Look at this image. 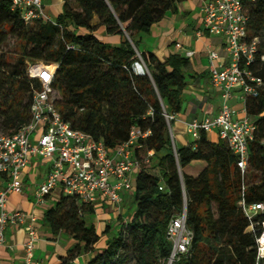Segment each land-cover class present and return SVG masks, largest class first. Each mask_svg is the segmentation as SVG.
<instances>
[{
    "label": "trees",
    "instance_id": "16d2710c",
    "mask_svg": "<svg viewBox=\"0 0 264 264\" xmlns=\"http://www.w3.org/2000/svg\"><path fill=\"white\" fill-rule=\"evenodd\" d=\"M184 1L62 0L51 22H23L11 10V0H0V46L10 35L23 48L15 63L0 56V131L5 136L29 122L32 97L40 89L39 82L27 76V63L34 61L55 66L53 103L72 129L108 149L128 141L133 129L148 132L136 139L133 152L140 164L131 195L135 210L127 223L117 219L115 235H110L108 226L98 233L92 224L87 225L85 217L94 214V205L76 196L60 192L45 210L43 222L51 233L76 241L61 264L81 252L91 254L84 264H166L171 252L166 227L183 210L192 241L188 253L171 264H255V239L264 211L252 219L257 224L252 233L238 203L243 199L246 205L264 204V87L256 98L245 99L246 116L255 130L241 176L228 147L218 139L212 142L204 132L197 141L173 148L163 115L180 113L181 93L197 78L188 59L169 54L159 60L150 51H139L133 38L148 34L152 25ZM243 12L248 39H258L251 68L264 82V61H260L264 0L244 2ZM100 29L118 37L119 44L103 42L98 37ZM139 61L145 67L143 74L133 70ZM196 161L205 164L196 176L179 173ZM152 167L158 175L150 172Z\"/></svg>",
    "mask_w": 264,
    "mask_h": 264
},
{
    "label": "built area",
    "instance_id": "2783aa9c",
    "mask_svg": "<svg viewBox=\"0 0 264 264\" xmlns=\"http://www.w3.org/2000/svg\"><path fill=\"white\" fill-rule=\"evenodd\" d=\"M250 1L254 0H209L204 4L202 32L225 38L224 50L229 63L225 67H217L214 64L218 58L217 53L208 52L209 80L212 87L218 90L221 103L214 116L193 120L186 125L187 135L192 142L199 139L201 132L214 133L235 156V167L241 176L247 166L248 145L253 140L255 130L246 116L245 99L256 98L264 87V82L251 68L257 55L258 39L249 40L247 36V17L243 12V3ZM11 10L17 12L23 22L53 20L43 12L42 0H11ZM176 48L180 46L177 45ZM191 55V52H185L186 57ZM260 61H264V56H260ZM134 67H139V74H143L139 63H135ZM54 70L55 66L51 69L42 62L27 63V76L40 84V89L32 97L29 122L15 134L0 135V180L4 178L6 181L5 186L0 187V249L4 247V231L8 225L27 224L22 264H38L33 260L37 240L33 227L35 218L18 211L7 212L6 197L23 192L20 176L30 158L41 157L52 164L45 181L33 193L37 203H42L46 196L59 189L62 195L76 196L86 204L94 205L99 197L119 206L122 193L132 195L133 181L139 170L140 164L133 157L136 139L148 135V132L141 133L133 129L128 141L115 149H108L102 142L94 141L84 132L72 129L61 118L53 103L51 82ZM236 88L241 92L244 114L238 119L233 118L234 112L228 105ZM163 116L174 148L170 122L175 119V115ZM151 156L152 152H149L148 157ZM243 190L242 186L241 192ZM238 204L253 233L257 224H253L252 219L264 211V204L246 205L243 199ZM185 221L186 214L183 210L167 224L165 234L171 245V252L166 264H171L188 253L192 233L186 228ZM255 243V264H264V223L261 224Z\"/></svg>",
    "mask_w": 264,
    "mask_h": 264
},
{
    "label": "crops",
    "instance_id": "0c3cea01",
    "mask_svg": "<svg viewBox=\"0 0 264 264\" xmlns=\"http://www.w3.org/2000/svg\"><path fill=\"white\" fill-rule=\"evenodd\" d=\"M209 0H186L176 6L172 12H167L164 18L151 26L148 34H136L134 39L138 42V49L141 52L150 51L159 60H164L169 54H178L188 59L191 65V74L197 78L192 85L189 84L181 93L182 106L180 113L175 115L171 126L172 141L175 147L186 146L191 140L186 139V125L193 120H201L205 117H212L217 113L221 103L219 92L212 87L209 80V60L208 52L217 53L218 58L214 61L217 67H225L229 63V57L224 50L225 38L223 36H213L202 32V18L204 15L203 6ZM62 2V1H61ZM58 14V13H57ZM51 18V17H50ZM96 23V19H93ZM199 32H202L198 35ZM98 37L113 46L119 44V38L108 36L103 29L98 31ZM179 45L180 48H176ZM185 52H191L190 57L185 56ZM183 96V97H182ZM229 107L234 112V119L243 117V101L238 88L233 90L232 98L228 102ZM251 121V119H248ZM209 135V134H208ZM215 140L217 141L214 133ZM200 162V161H199ZM203 163V162H202ZM205 167L196 170V176ZM52 168L51 161L41 157H32L27 166L23 169L20 179L23 184L21 194H9L6 197V210L9 213L18 211L33 216V224L37 240L34 244L33 260L38 264H61V260L67 257V253L76 245V241L64 235H53L48 226L43 222V214L59 198L60 191L56 189L46 196L42 203H37L33 193L38 185L43 183ZM185 169V168H184ZM136 176V175H135ZM5 179L0 180V187L5 186ZM131 195L122 193L121 204L130 203ZM99 200L94 204V213L91 217H85L86 224H92L96 231L100 233L105 226L109 227L110 216L103 210H98ZM123 214L117 215V219ZM120 217V218H121ZM95 219V221H94ZM123 220V219H122ZM118 222L115 224L117 225ZM110 229H116V226ZM27 239V224L8 225L4 231V247L0 249L1 264H22L23 244ZM91 254L80 255L68 264H84Z\"/></svg>",
    "mask_w": 264,
    "mask_h": 264
},
{
    "label": "rangeland",
    "instance_id": "374dc122",
    "mask_svg": "<svg viewBox=\"0 0 264 264\" xmlns=\"http://www.w3.org/2000/svg\"><path fill=\"white\" fill-rule=\"evenodd\" d=\"M62 0H42V9L43 12L51 17L52 19H55L57 13H59V11L62 8ZM70 8L74 9V6L72 3H69ZM23 53V48H22V43L17 40L15 37L13 36H7V38L4 40L3 44L0 46V56L2 58L8 59L10 63H15V60L21 56V54ZM139 64L142 67L143 72H145V67L144 65H142L141 62H139ZM51 69L53 68V65H48ZM134 72L136 74H139L140 69L139 67H134L133 68ZM183 97V96H182ZM0 135H5L2 131H0ZM186 139L191 140L190 136L185 135L184 136ZM209 139L215 140L214 135L209 134L208 135ZM203 166L202 162H192L190 165H188L185 169L183 170H179V173H185L187 174H194V172L198 169H200ZM150 172L154 175H158L157 170L155 167H152L150 169ZM99 206H98V210H103L104 213L108 214L110 216V221L108 222L109 227L112 229L113 226L117 223V215L122 213L123 217H121L123 219L124 223H127L130 220V217L132 216V214L134 213L135 210V204L134 202L131 200L130 203H123L121 204V208H117V206L115 204H112L108 199L105 198H99ZM95 215V213H94ZM95 221V219H94ZM116 229L112 230L110 235H115L117 233V228H118V224L115 225ZM127 264H130L127 263Z\"/></svg>",
    "mask_w": 264,
    "mask_h": 264
}]
</instances>
